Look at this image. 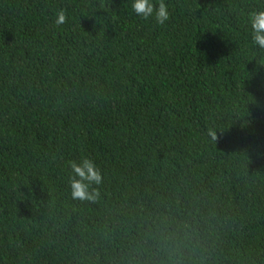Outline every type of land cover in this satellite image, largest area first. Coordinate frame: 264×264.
I'll list each match as a JSON object with an SVG mask.
<instances>
[{
    "label": "trees",
    "instance_id": "1",
    "mask_svg": "<svg viewBox=\"0 0 264 264\" xmlns=\"http://www.w3.org/2000/svg\"><path fill=\"white\" fill-rule=\"evenodd\" d=\"M165 2L0 0V264H264V0Z\"/></svg>",
    "mask_w": 264,
    "mask_h": 264
},
{
    "label": "clouds",
    "instance_id": "2",
    "mask_svg": "<svg viewBox=\"0 0 264 264\" xmlns=\"http://www.w3.org/2000/svg\"><path fill=\"white\" fill-rule=\"evenodd\" d=\"M134 14L147 21L154 20L157 25H164L170 20L171 12L169 4L165 0H131L130 5ZM66 20L63 10L55 14V24H63ZM247 34L249 44L257 51L264 52V7L253 9L246 16ZM209 135L215 139V133L211 130ZM70 169L68 185L73 199L94 201L99 192L93 185L102 182L99 167L86 155L80 159L69 161Z\"/></svg>",
    "mask_w": 264,
    "mask_h": 264
}]
</instances>
